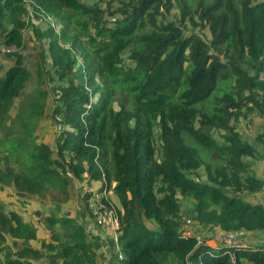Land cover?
Masks as SVG:
<instances>
[{
	"label": "trees",
	"instance_id": "1",
	"mask_svg": "<svg viewBox=\"0 0 264 264\" xmlns=\"http://www.w3.org/2000/svg\"><path fill=\"white\" fill-rule=\"evenodd\" d=\"M26 3L62 25L43 32L59 129L53 142L38 141L49 93L25 94L31 74L14 50V64L0 63V184L20 196L55 188L66 199L73 179L96 224L95 192L108 208L109 191L119 202V246L83 212L60 214L58 201L37 209L50 264H103L101 243L112 263L122 254L121 264H264V241L246 239L264 235V203L249 201L264 191L254 168L262 152L236 126L257 114L264 143V0H120L112 25L83 0H0V40L11 49L24 46ZM184 199L198 226L238 234L241 246L185 236ZM21 212L0 203V264L42 257L31 247L38 227Z\"/></svg>",
	"mask_w": 264,
	"mask_h": 264
},
{
	"label": "rangeland",
	"instance_id": "2",
	"mask_svg": "<svg viewBox=\"0 0 264 264\" xmlns=\"http://www.w3.org/2000/svg\"><path fill=\"white\" fill-rule=\"evenodd\" d=\"M83 1L87 3L98 4L99 7L105 10V17L106 19L111 21L110 24L112 25V21L115 20V18H113V16L110 14V11L113 10L114 7H117L119 5L120 0ZM26 7L27 13L26 15H24V18L28 23V26L25 30H23L24 46L20 49L14 47L11 50L12 53L7 54L6 52L2 51V49L6 46H4L3 42H1L0 40V63L4 66L14 64L16 60V56L14 54L16 52L20 53L23 58V63L27 66L31 74V79L26 84L25 94L31 96H38L39 89L42 88L43 90L48 91L47 89L51 85L49 81V77H51L52 73L51 60L49 57H46L49 40L44 35V33L48 31L49 25L55 27L57 31L60 30L62 25L57 24V21L54 19V17H52V19L51 17H46L45 15L37 13L38 11H36V9H34L30 3H26ZM178 13V8L173 7L169 16L172 19H176L179 17ZM49 21L52 23L50 24ZM7 25L9 24L7 23ZM91 30L92 32L94 31V29ZM189 30H192V27H189ZM37 31L42 33L41 37L38 36V34L36 33ZM22 98L17 100V105ZM52 108L53 102L51 98V93H49L46 98V106L44 107L45 112L35 121L38 141L44 140L47 143H51L57 136V130L59 129V125L51 116ZM261 123L262 121L260 120V117L257 114H250L247 117L241 118L236 123V126L242 136L248 139L249 142L254 143L255 146L260 150V153L262 152L261 155L263 156L260 155V157L255 160L254 168L257 172V175L264 178V143L261 142V140L259 139V135L260 133H262ZM5 133L6 130H4L3 128L0 129V138H2ZM1 150H3V148L0 145V153ZM14 164L17 167L19 166V163H17L16 161H14ZM68 179L70 180L69 177ZM0 185L2 186V188H0V203L6 206V208H15L17 210L22 211L21 214L23 215L25 220L33 219V221L38 227V239L31 242V247L38 248L42 254V257L36 260L35 264H50L48 260L47 251L42 243L51 240L48 228L46 227L43 220L42 222L40 220H37L38 217L35 214V211L37 209H42L44 212H47L48 210H50V205L57 201L62 205L60 214L70 211L73 216H80L83 212L86 215L84 217L86 225H88L89 227L91 225L92 228L96 227L98 230L101 231L98 233H102L108 236V238L112 235V231L110 229H107L104 226H99L95 222V217L92 218L89 215L90 213L88 208L86 207L85 202H82L83 200L80 194V185L73 179L70 181L69 186H67L69 191L68 197L66 199L64 193H61L60 190H56L55 188H51L53 189V191H44L43 194L20 196L16 193L15 187L12 184ZM110 192V200L115 205V207L118 208V199L112 191ZM81 193L83 194V191ZM263 193L264 192H261L257 194V196L249 198V201L252 203H264ZM191 206V201L187 199L183 200V216L185 223L183 227V234L185 236L195 234L197 236H200L202 238L201 240H204L210 246H219L218 241L222 233L213 226H198L196 221L193 220L192 216L190 215L189 209L191 208ZM148 225L150 227H153V224L150 222L148 223ZM117 234L121 236V232L117 231ZM10 238L8 239V242L14 247V250H16L17 246L12 243L13 240L12 238ZM246 239L247 241L258 243L259 241L264 239V235L260 238H257L254 234L250 235L248 233ZM114 262L113 264H121V261L119 259H115Z\"/></svg>",
	"mask_w": 264,
	"mask_h": 264
},
{
	"label": "built area",
	"instance_id": "3",
	"mask_svg": "<svg viewBox=\"0 0 264 264\" xmlns=\"http://www.w3.org/2000/svg\"><path fill=\"white\" fill-rule=\"evenodd\" d=\"M12 49L9 47H4L2 49L3 52H9ZM95 201H91L90 204L97 208L96 212V221L99 226H104L107 229H110L112 232H114V241L117 246H119V237L120 235L117 234V229L120 227V220L118 216L117 209L112 205V208H108L106 203L101 199V195L98 192H95ZM111 192L109 191V197L110 199ZM111 201V200H110ZM219 247L220 246H241V244L238 243V239L234 238L232 235H226L221 234L220 239L218 241ZM119 259H123V255L119 254Z\"/></svg>",
	"mask_w": 264,
	"mask_h": 264
},
{
	"label": "crops",
	"instance_id": "4",
	"mask_svg": "<svg viewBox=\"0 0 264 264\" xmlns=\"http://www.w3.org/2000/svg\"><path fill=\"white\" fill-rule=\"evenodd\" d=\"M264 192V191H263ZM264 194V193H263ZM92 230L101 236L102 240L105 241V238H106V235L102 234V233H98V232H101L100 230H98L96 227H93ZM261 240V239H260ZM261 241H264L261 240ZM97 251L100 255V257L103 259V264H113L111 259H110V254L108 253V247L105 243H101L100 247L98 246L97 247Z\"/></svg>",
	"mask_w": 264,
	"mask_h": 264
},
{
	"label": "water",
	"instance_id": "5",
	"mask_svg": "<svg viewBox=\"0 0 264 264\" xmlns=\"http://www.w3.org/2000/svg\"><path fill=\"white\" fill-rule=\"evenodd\" d=\"M234 238L238 239V234L232 235Z\"/></svg>",
	"mask_w": 264,
	"mask_h": 264
}]
</instances>
